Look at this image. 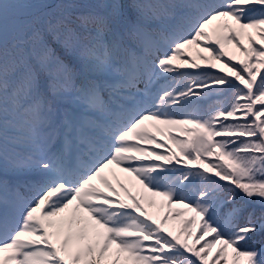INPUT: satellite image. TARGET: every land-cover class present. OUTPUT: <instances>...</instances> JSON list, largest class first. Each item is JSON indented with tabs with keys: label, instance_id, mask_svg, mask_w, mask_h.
I'll use <instances>...</instances> for the list:
<instances>
[{
	"label": "snow or ice",
	"instance_id": "obj_1",
	"mask_svg": "<svg viewBox=\"0 0 264 264\" xmlns=\"http://www.w3.org/2000/svg\"><path fill=\"white\" fill-rule=\"evenodd\" d=\"M0 264H264V0H0Z\"/></svg>",
	"mask_w": 264,
	"mask_h": 264
},
{
	"label": "rangeland",
	"instance_id": "obj_2",
	"mask_svg": "<svg viewBox=\"0 0 264 264\" xmlns=\"http://www.w3.org/2000/svg\"><path fill=\"white\" fill-rule=\"evenodd\" d=\"M239 55V53H238ZM163 126V129L167 130V126L164 125H160ZM160 139L163 141H166L168 144H170L169 140L167 139V136L165 134L160 136ZM173 147V146H172ZM175 207H177L181 212L183 211L185 216H192V213L188 212L187 210H184L182 207L178 206V205H174ZM167 207V205L165 204L164 207H150L149 206V212L154 213L155 215H157V217L159 219H162L164 215H166V212H169V208H165ZM178 217L176 214L174 215V218L172 220L168 221V226L169 228H175L177 231H179V229L182 227L181 224L179 223ZM180 219H181V215H180ZM182 222H184V220H182ZM191 242V241H190ZM215 258V257H213Z\"/></svg>",
	"mask_w": 264,
	"mask_h": 264
},
{
	"label": "bare ground",
	"instance_id": "obj_3",
	"mask_svg": "<svg viewBox=\"0 0 264 264\" xmlns=\"http://www.w3.org/2000/svg\"><path fill=\"white\" fill-rule=\"evenodd\" d=\"M157 216V215H156Z\"/></svg>",
	"mask_w": 264,
	"mask_h": 264
}]
</instances>
